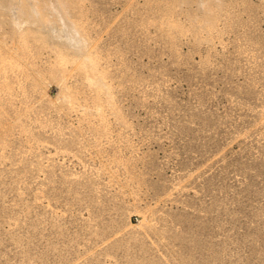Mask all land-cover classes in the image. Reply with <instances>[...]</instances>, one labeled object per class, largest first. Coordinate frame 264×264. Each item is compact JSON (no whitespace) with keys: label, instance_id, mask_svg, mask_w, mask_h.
Returning <instances> with one entry per match:
<instances>
[{"label":"rangeland","instance_id":"rangeland-1","mask_svg":"<svg viewBox=\"0 0 264 264\" xmlns=\"http://www.w3.org/2000/svg\"><path fill=\"white\" fill-rule=\"evenodd\" d=\"M0 264H264V0H0Z\"/></svg>","mask_w":264,"mask_h":264},{"label":"bare ground","instance_id":"bare-ground-1","mask_svg":"<svg viewBox=\"0 0 264 264\" xmlns=\"http://www.w3.org/2000/svg\"><path fill=\"white\" fill-rule=\"evenodd\" d=\"M58 5L61 7V5L58 3ZM27 6V5H26ZM34 6V5H33ZM61 9H62V7H61ZM63 10V9H62Z\"/></svg>","mask_w":264,"mask_h":264}]
</instances>
